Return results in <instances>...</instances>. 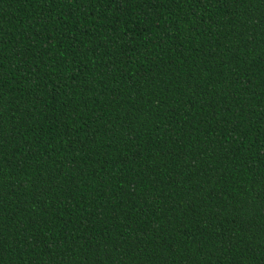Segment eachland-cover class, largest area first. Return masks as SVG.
<instances>
[{
    "label": "trees",
    "instance_id": "1",
    "mask_svg": "<svg viewBox=\"0 0 264 264\" xmlns=\"http://www.w3.org/2000/svg\"><path fill=\"white\" fill-rule=\"evenodd\" d=\"M0 264H264V0H0Z\"/></svg>",
    "mask_w": 264,
    "mask_h": 264
}]
</instances>
